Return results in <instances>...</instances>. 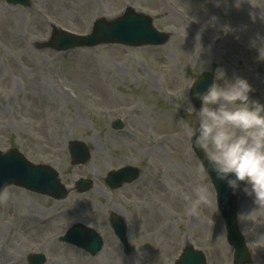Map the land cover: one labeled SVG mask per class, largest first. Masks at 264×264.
<instances>
[{"label":"rangeland","instance_id":"374dc122","mask_svg":"<svg viewBox=\"0 0 264 264\" xmlns=\"http://www.w3.org/2000/svg\"><path fill=\"white\" fill-rule=\"evenodd\" d=\"M128 6L168 32L167 43L35 49L52 25L86 34L96 18H114ZM205 71L221 85L246 79L250 99L264 104V0H31L27 8L0 0V151L19 148L30 162L53 166L71 190L62 200L12 186L1 193L0 264H27L38 253L43 264H175L185 245L201 250L206 264H232L215 192L189 135L198 126L189 88ZM114 118L125 125L110 136ZM72 140L90 151L84 165L71 164ZM131 158L141 169L137 206L130 187L104 184L108 171ZM80 178L93 188L73 190ZM197 183L213 203L190 215ZM112 211L127 223L128 254L108 227ZM70 223L95 229L101 251L90 256L58 241ZM238 226L251 264H264V208L242 191Z\"/></svg>","mask_w":264,"mask_h":264},{"label":"water","instance_id":"95a60500","mask_svg":"<svg viewBox=\"0 0 264 264\" xmlns=\"http://www.w3.org/2000/svg\"><path fill=\"white\" fill-rule=\"evenodd\" d=\"M8 3L28 6V0H6ZM167 32H158L152 25L151 17L137 13L128 7L115 19H97L93 23L92 30L85 36L69 33L65 30L52 28L50 39L36 43V48H49L56 52L80 47H95L99 44H122L132 47L143 45H162L169 39ZM213 82V76L209 72H203L194 83L192 91H204ZM191 96V93H190ZM195 106H200V101L193 99ZM197 159L201 162L203 153L193 149ZM69 153L74 164H84L89 159V152L83 142L74 141L70 143ZM206 164V161H205ZM135 172L134 169H132ZM131 169H120L110 172L106 178L107 184L112 188L119 187L123 182H129L134 175H128ZM132 172V173H133ZM214 186L216 202L224 220L226 237L229 245L234 249L233 263H249V254L244 240L237 229L236 196L232 190L222 182L216 180L214 174L205 171ZM128 176L124 178V176ZM242 183V182H241ZM13 185L30 190L35 193L44 194L55 199H62L68 194V190L60 183L56 171L47 165H34L28 162L17 149L0 152V194L6 186ZM91 188L90 181L80 180L77 189L85 192ZM111 226L114 234L122 243L123 250L129 252L126 245L125 225L118 216L112 217ZM63 241L71 243L85 250L90 255H95L102 247L101 237L93 230L81 225L73 226L62 238ZM43 257L37 255L29 263L41 264ZM176 264H205L204 257L200 251L191 246L183 248Z\"/></svg>","mask_w":264,"mask_h":264},{"label":"clouds","instance_id":"9594fccd","mask_svg":"<svg viewBox=\"0 0 264 264\" xmlns=\"http://www.w3.org/2000/svg\"><path fill=\"white\" fill-rule=\"evenodd\" d=\"M218 75L223 79L222 71ZM193 85L189 103L198 126L189 135L191 147L203 153L199 171L214 174L233 194L242 191L264 208V104L250 99L252 87L244 78L224 79L222 85L214 80L204 91H192ZM193 99L200 101L199 108ZM192 193L187 214L213 203L204 184H195Z\"/></svg>","mask_w":264,"mask_h":264},{"label":"flooded vegetation","instance_id":"af4514ba","mask_svg":"<svg viewBox=\"0 0 264 264\" xmlns=\"http://www.w3.org/2000/svg\"><path fill=\"white\" fill-rule=\"evenodd\" d=\"M114 121H115V119L112 121V123L110 124V127L114 130V132H111L110 130H106V131H108V133H109V135L111 136V134H115V135H117L118 133H120L121 131H122V129L124 128V126H123V122H121V126L120 127H118V128H116L115 127V125H114ZM130 135H134V136H136L137 135V133L135 132V131H131V133H130ZM116 139H118V138H116ZM107 144L109 145V146H111V145H113V144H115V143H113V141H115L114 139H111L109 136H107ZM120 140H121V142L119 141V140H117V141H119V142H117V144H123L124 145V138H120ZM133 158H131V159H126L125 161L126 162H123L122 164H121V166H125V165H131V166H136V167H139L138 165H136V163H134L133 161ZM118 167H120V166H118ZM136 186H137V180L136 181H134L133 183H130V184H124V185H122V187L120 188V189H122V188H126V187H130L133 191V198L132 197H130V196H127V197H129L130 199H129V202L131 203V205H136V201L134 200V198L135 197H137L138 196V194H136L137 193V189H136ZM120 189H118V190H120ZM126 197V198H127ZM112 213H114V211H112ZM112 213H110V214H112ZM109 214V215H110ZM120 215H121V213H120ZM122 216V215H121ZM123 217V216H122ZM124 218V217H123ZM108 223V222H107Z\"/></svg>","mask_w":264,"mask_h":264},{"label":"bare ground","instance_id":"6f19581e","mask_svg":"<svg viewBox=\"0 0 264 264\" xmlns=\"http://www.w3.org/2000/svg\"><path fill=\"white\" fill-rule=\"evenodd\" d=\"M119 141L121 142L120 139H119ZM104 163L106 164V163H108V161L104 159ZM72 224H74V223H70V224H68L66 227H68V226H72Z\"/></svg>","mask_w":264,"mask_h":264}]
</instances>
